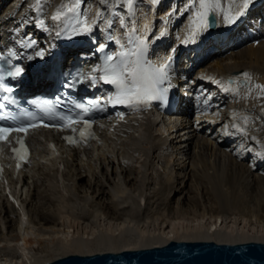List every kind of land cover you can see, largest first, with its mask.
I'll use <instances>...</instances> for the list:
<instances>
[{
  "label": "bare ground",
  "instance_id": "6f19581e",
  "mask_svg": "<svg viewBox=\"0 0 264 264\" xmlns=\"http://www.w3.org/2000/svg\"><path fill=\"white\" fill-rule=\"evenodd\" d=\"M81 2L86 3L81 10L89 24L95 20L104 27L107 19L115 18L122 28L132 23L143 29L148 26L154 46L159 24H166L162 38L169 37L173 43L158 49L162 59L177 58L180 47L174 43H181L191 32L199 5V0L195 5L193 0H131V4L129 0H0V35L9 30L11 38L35 40L36 56L39 49H51L55 35ZM241 3L219 0L218 28L207 30L218 42L198 46L193 53L211 59L196 72L187 71L184 62L177 71L188 95L191 87L201 88L205 82H213L218 92L215 89L220 90L223 83L217 81L228 77L235 79L228 89L256 90L248 96L243 93L239 100L219 99L216 107H222L214 109L218 115L213 121L220 130L231 113L244 120L258 119L251 122V133L245 130L260 148L250 145L241 154L238 148L228 147L227 139L219 140L224 137L215 126H207L216 132L214 138L204 134L188 113V101L176 116L159 118L138 112L127 116L126 122L120 118L114 131L109 123L100 124L96 142L102 143L83 148L66 146L58 132H35L28 137L32 162L17 174L11 170L7 174L19 203L9 199L0 183V264H43L69 254L120 252L173 240L264 242V115L256 111L264 102V84L257 82L264 77V24L257 25L264 18V0H252L243 17L227 23L224 15L230 7L234 14ZM64 5L72 10L63 11ZM171 19H176L173 28ZM243 21L251 23L256 36L237 47L236 33L242 27L233 26ZM230 31L234 35L228 38ZM203 37L204 32L198 33L196 39L203 42ZM242 78L248 83L237 82ZM211 98L206 96L203 105ZM248 152L259 161L247 162ZM236 195L240 196L237 203Z\"/></svg>",
  "mask_w": 264,
  "mask_h": 264
},
{
  "label": "snow or ice",
  "instance_id": "6c2138e0",
  "mask_svg": "<svg viewBox=\"0 0 264 264\" xmlns=\"http://www.w3.org/2000/svg\"><path fill=\"white\" fill-rule=\"evenodd\" d=\"M196 0H193L195 5ZM252 0H242L236 8L235 13H232L231 7L228 12L224 15V19L229 24H234L246 14V10ZM131 4V0H129ZM72 9H70L71 11ZM221 11L219 0H199V5L196 7L195 15L191 24V32L188 39L184 40L183 43H195L196 36L198 33L206 32L210 27L209 16ZM79 24L80 21H77ZM91 29L85 26L80 28H73V33L76 35L90 32ZM163 35V33H162ZM144 41H140L138 48L132 52H121L118 57L107 56L104 64L95 71H99L102 75L99 77L106 84L115 85L117 92L116 95L109 98L110 101L117 104H126L132 107H139L143 105L145 107L150 106L153 100L164 102L166 100L167 89L160 88L161 85L167 78L168 64L161 65L160 67L149 66L147 69L144 68L140 62V57L143 55ZM102 50V49H101ZM38 55L43 58L44 53L40 52ZM136 56L135 61H129V57ZM171 60V58H169ZM19 74V73H17ZM247 78V73L244 74ZM85 79H89L91 83H95L97 77L95 75L86 76ZM79 82V79H77ZM72 86V85H69ZM259 87V86H257ZM93 108L97 107L98 102L89 101ZM5 104L0 103V110L5 108ZM42 111L49 117L53 118L55 113L53 112V106L51 104L39 105ZM75 107L80 109L82 112L87 113L89 108L85 103H76ZM5 121L8 117H3ZM62 120H66L65 126H71L74 121L70 117H61ZM85 129L89 127L88 122H84ZM47 126V125H44ZM30 127H36L34 124L22 125L18 122H13V125L6 126L0 124V140L6 141L9 134L13 131L27 133ZM75 131V129H72ZM85 132H80V137L84 138ZM69 143H75L72 137H66ZM21 144V149L13 148L12 151L17 153V158H20V153L27 154V149L24 147L22 141H18ZM54 147V146H53Z\"/></svg>",
  "mask_w": 264,
  "mask_h": 264
},
{
  "label": "water",
  "instance_id": "95a60500",
  "mask_svg": "<svg viewBox=\"0 0 264 264\" xmlns=\"http://www.w3.org/2000/svg\"><path fill=\"white\" fill-rule=\"evenodd\" d=\"M209 19L213 29L216 17L210 15ZM43 264H264V242L173 240L161 246L120 252L69 254Z\"/></svg>",
  "mask_w": 264,
  "mask_h": 264
},
{
  "label": "rangeland",
  "instance_id": "374dc122",
  "mask_svg": "<svg viewBox=\"0 0 264 264\" xmlns=\"http://www.w3.org/2000/svg\"><path fill=\"white\" fill-rule=\"evenodd\" d=\"M255 107H256V105H255ZM255 107H254V109H255ZM260 108H262V109L264 108V102H263L260 106H258V108H257V110H256L257 113H258V111L261 110V113L264 115V109L262 110V109H260ZM254 111H255V110H254ZM254 111H252V112H254ZM243 112H244V110H242V113H243ZM243 115H244V116H242V117H246V116H245V112L243 113ZM230 116H231V118H230ZM233 117H234L233 114H232V115H229V118L227 117V120H228V121H232V120H234ZM242 117H241V118H242ZM244 119H245V118H244ZM244 119H241V121H243V122H242L243 125H244V124L247 125V123H248L249 121H250V122L248 123V125H247L246 127H243V125H242V128H244V129H243V130H244L243 132H238V133H237V135H239L240 138L242 139V140L240 139V140H241V141H240L241 144H238V145H237L238 147L236 146V147L238 148V151H239V152H244V151H246V149L248 150L249 148H251L250 145H254V144H256V142H254L255 140H254L253 142H251V141L253 140V137H254V136H253L252 138H250V136L248 135V132H249V133L252 132V129H251V126L253 125L252 123H254L255 121H257L258 119H257V120H254V122L252 121L253 119L251 120V119H249V118H247V117H246V120H244ZM247 119H249V120H247ZM251 122H252V123H251ZM251 124H252V125H251ZM231 125H233V123H231ZM231 125H230V127H231ZM250 125H251V126H250ZM262 125L264 126V123H263V122H262ZM249 126H250V128H249ZM253 126H254V125H253ZM248 128L250 129V131L248 130ZM226 129H227V127H224V128H223V133L226 132ZM245 129H246L248 132H247ZM228 130H230V128H229ZM236 130H237V129H236ZM240 130H242V129H240ZM254 131H255V129H254ZM260 131H261V130H260ZM261 132H263V131H261ZM219 133H220V132H219ZM245 133H247V134H245ZM247 135H248V136H247ZM261 135L264 136V132H263ZM211 136H212V135H211ZM257 137H258V136H257ZM212 138H214V137H212ZM212 138L210 139V141H213V142H214V140H213ZM245 138H246V139H245ZM248 139H249V140H248ZM250 139H251V140H250ZM243 140H244V141H243ZM245 140H246L248 143H247ZM245 144H246V145H245ZM239 145H240V146H239ZM244 145H245L246 147H245ZM242 146H243V147H242ZM254 146H256V149H257V148H258V149L260 148V147H259V146H260L259 144H258V145H254ZM233 147H234V146H233ZM239 147H240V148H239ZM241 148H242V149H241ZM245 148H246V149H245ZM244 149H245V150H244ZM250 154H252V153H250ZM253 158H254V161H257V160H258V159L256 158V155H254ZM255 158H256L257 160H256ZM247 159H248V158H247ZM247 159H246V160H247ZM236 196H237V195H236ZM235 199H236V200H235ZM235 199H234V200H235L236 203H237V200H238V202H239V201H240V196H239V197L237 196V198H235ZM202 200H204V199L202 198V199H201V202H202ZM173 202H174V198H173ZM173 205H176V202L173 203Z\"/></svg>",
  "mask_w": 264,
  "mask_h": 264
}]
</instances>
